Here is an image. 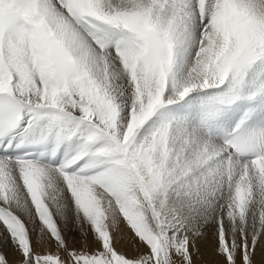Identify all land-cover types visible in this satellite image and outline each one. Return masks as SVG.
Wrapping results in <instances>:
<instances>
[{"label": "snow or ice", "instance_id": "6c2138e0", "mask_svg": "<svg viewBox=\"0 0 264 264\" xmlns=\"http://www.w3.org/2000/svg\"><path fill=\"white\" fill-rule=\"evenodd\" d=\"M206 237L264 264V0H0V264Z\"/></svg>", "mask_w": 264, "mask_h": 264}, {"label": "rangeland", "instance_id": "374dc122", "mask_svg": "<svg viewBox=\"0 0 264 264\" xmlns=\"http://www.w3.org/2000/svg\"><path fill=\"white\" fill-rule=\"evenodd\" d=\"M71 235L76 236V238L79 239L77 230L74 227L71 231ZM199 249V253L194 252L195 261H202V264H215L216 258L213 252V241L211 237H206L205 239L201 240L199 242ZM4 251L8 252L10 260L19 259L18 256H16L10 248H6L4 249Z\"/></svg>", "mask_w": 264, "mask_h": 264}, {"label": "bare ground", "instance_id": "6f19581e", "mask_svg": "<svg viewBox=\"0 0 264 264\" xmlns=\"http://www.w3.org/2000/svg\"><path fill=\"white\" fill-rule=\"evenodd\" d=\"M125 242L122 241V244H124ZM195 264H202V261H195Z\"/></svg>", "mask_w": 264, "mask_h": 264}]
</instances>
